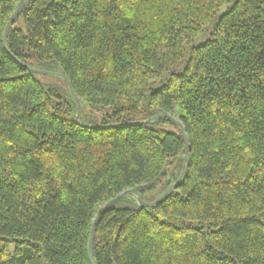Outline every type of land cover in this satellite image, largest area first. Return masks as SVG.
<instances>
[{
	"label": "trees",
	"instance_id": "16d2710c",
	"mask_svg": "<svg viewBox=\"0 0 264 264\" xmlns=\"http://www.w3.org/2000/svg\"><path fill=\"white\" fill-rule=\"evenodd\" d=\"M20 3L0 0V264H91L113 200L96 264H264V0H24L7 51ZM24 66L112 114L77 124L67 82ZM164 112L187 163L181 128L144 124Z\"/></svg>",
	"mask_w": 264,
	"mask_h": 264
},
{
	"label": "rangeland",
	"instance_id": "374dc122",
	"mask_svg": "<svg viewBox=\"0 0 264 264\" xmlns=\"http://www.w3.org/2000/svg\"><path fill=\"white\" fill-rule=\"evenodd\" d=\"M231 5H225L221 8L220 15L225 13ZM15 28H22L25 29V25L23 21L20 19L17 21ZM202 43V40H197L194 44H200ZM38 70L45 71V73H36L34 74V77L37 81H39L41 84H43L45 87L55 86L59 88L60 93L65 96L67 87H66V81L62 77H60L56 71L52 69V71H48L46 69L37 68ZM167 77H164L160 82H157L154 84V88L158 89L160 88L166 81ZM112 111L108 108L101 109V110H90L85 106L84 111L82 113L81 119L83 122H85L88 125H91L92 127L99 126L102 124L105 120L108 119V116ZM176 116H178V107L176 106ZM176 120L177 117H174ZM154 128L165 130L168 132H177V125L175 123H163L159 125H155ZM166 181H162L157 183L153 188L149 189L146 186L140 187L139 191L140 194L133 195L128 198L130 200V206H140L141 204L145 203H152L159 199L163 194L165 190Z\"/></svg>",
	"mask_w": 264,
	"mask_h": 264
},
{
	"label": "water",
	"instance_id": "95a60500",
	"mask_svg": "<svg viewBox=\"0 0 264 264\" xmlns=\"http://www.w3.org/2000/svg\"><path fill=\"white\" fill-rule=\"evenodd\" d=\"M24 5V0H21V3L17 6L12 18H11V21H10V24L6 27L5 29V32H4V39H3V44H4V47L6 48V50L8 51L7 47H6V42H7V33L10 29V26L11 24H13L18 15H19V12L21 10V8L23 7ZM26 70H28L29 72L31 73H45V71H41V70H38V69H35V68H32V67H27V66H24ZM60 77H62L63 79H65V81L67 82V84L69 85L70 87V90H71V93L75 99V101L77 102L78 104V112L77 114L73 117L74 121L77 123V124H80V118H81V115H82V104H81V101L80 99L77 97V95L75 94V91L72 87V84L69 80V78L67 77L66 74L64 73H59L58 74ZM162 118H167L169 119L170 121H172L173 123H175L179 128H181V131H182V135H183V138H184V141H185V144H186V159H185V162L187 163L189 158H190V153H191V148H190V145H189V140H188V137H187V134H186V131L185 129L183 128V125L181 124V122H179L178 120H176L173 116H171L169 113L167 112H164V113H161L159 115H157L156 117H154L153 119L145 122L144 124H147L151 121H156V120H159V119H162ZM135 125V124H134ZM118 126H122V127H126L127 125H123V124H114V125H110V126H106L104 128L106 129H109V128H115V127H118ZM187 166L184 167L183 169V172H182V175L179 179V181L177 183H175L172 187H170L167 191L164 192V194L159 198L157 199L156 201L152 202V203H148V204H141L143 207L145 208H156L158 207L160 204H162L166 199L167 197L175 192L179 187L180 185L182 184V180H183V177L184 175L186 174L187 172ZM116 200H113L109 203H107L102 209H100V211L98 212L97 216H96V219L92 225V229H91V233H90V241H89V248H88V254H89V258H90V262L91 264H96L95 263V259H94V241H95V229H96V226H97V223H98V220L100 218V216L115 202Z\"/></svg>",
	"mask_w": 264,
	"mask_h": 264
}]
</instances>
